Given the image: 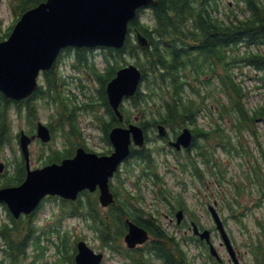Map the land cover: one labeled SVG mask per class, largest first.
Masks as SVG:
<instances>
[{
    "label": "trees",
    "instance_id": "obj_1",
    "mask_svg": "<svg viewBox=\"0 0 264 264\" xmlns=\"http://www.w3.org/2000/svg\"><path fill=\"white\" fill-rule=\"evenodd\" d=\"M43 1L45 0H7L12 22L5 31H2L0 26V41L10 35L15 22L25 11ZM239 1L246 3L252 11L251 15L239 18L235 14L233 17L222 19L218 15L219 7L216 0H157V4L152 8L151 22H143L138 13L129 23V33L124 46L105 48V63L102 71L97 69L96 63L90 60L89 48H76V66L95 71L94 75L100 85L98 95L95 98L91 97L83 108L93 110L96 107L105 106V110L111 114L110 120L101 119L108 141L109 130L115 124H119V120L109 105L106 84L116 75L117 70L124 66L123 61L126 55L132 56L142 70V83L138 91L134 96L128 97L125 100L127 102L121 106L125 123L138 120L147 135V145L142 148H133L126 160L128 164L140 166V172L133 187L126 188L125 181L134 169L127 166L125 174L123 170H119L117 175L119 184L114 186V192L119 196V200L112 205L111 213L107 216L100 215L98 200L92 194H84L85 197L80 196L76 202L72 203L63 200L66 206L70 205L65 210L71 209V214L81 213L90 221L91 227L100 234L105 245L129 255L128 250L120 246V241L126 233L128 217L139 218V223L152 230L154 220L141 216L146 212V209L140 205V200L143 199L140 186L143 182L150 180L155 188L159 186L158 194L164 198H170L173 195L164 187L159 170L156 153L160 152V148L158 145L154 148L149 144L150 131L155 130L159 124L166 125L174 134L179 133L183 127L193 125L195 149L189 150L186 154L176 153V166L180 167L181 171L189 170L199 180L205 181L207 173L203 167L206 165L210 167L212 174H215L217 185L225 182L222 170H218V164L214 163L212 158L215 149L227 147L229 142L226 138L229 136L220 125L216 128L198 125L201 111L206 107L212 110V106L205 102V99L212 94L211 78L219 76L225 90L228 89L230 101L222 104L221 117L231 114L237 116V122H234L235 127L239 130L247 127L252 131H255V121L264 119V104L254 110L246 108L242 101L243 89L230 70V67L239 61L264 69V6L259 5L258 0ZM135 31L146 35L148 38L146 46L139 45L132 38L131 35ZM241 45L249 48L256 47L257 50L245 49L241 54L237 51ZM218 67L223 68V74L218 71ZM44 75V84L26 99L55 100L62 113H59L55 119L53 129L62 130L70 146V148L56 149L49 159L59 161L69 157L74 154L78 146L89 150L79 128L77 107L72 105L73 100L65 91V82L58 72V63H54ZM205 75H209L210 78L200 82L201 77ZM200 83L207 86L205 92L202 91ZM20 101L13 100L0 91V102L7 109L0 123V143L7 141L13 149L15 148L12 147V141L16 138L13 134V118L19 112ZM29 109L28 120L31 123L35 111L33 107ZM199 137H203L205 143L200 142ZM18 162L22 176L19 179L14 176L9 177L8 186L17 185L26 176L24 164L22 161ZM252 180L258 182L257 191L264 201V179L258 176ZM241 192L239 189L238 193ZM9 215L12 226L6 224L0 231L1 238L6 244L0 264H33L28 263L26 259L30 240L34 237L36 230L34 222L36 215L33 217L31 214L25 215L19 219ZM155 234L163 239V242L155 243V251L165 259L167 264H189L187 252L179 244L173 243L169 234L161 230ZM67 244L65 240L64 246L66 247ZM263 250L264 218H260L254 249H252L257 264H264L261 259ZM137 259L139 262L144 261L141 254L137 255ZM61 262L62 259H59L56 264Z\"/></svg>",
    "mask_w": 264,
    "mask_h": 264
},
{
    "label": "water",
    "instance_id": "obj_2",
    "mask_svg": "<svg viewBox=\"0 0 264 264\" xmlns=\"http://www.w3.org/2000/svg\"><path fill=\"white\" fill-rule=\"evenodd\" d=\"M156 4L157 0H45L28 9L16 22L9 37L0 41V91L13 100L29 97L38 88L40 73L54 65L65 47H123L129 23L136 17L138 9ZM137 40L141 46L148 44V38L142 33L138 34ZM141 80L140 67L129 63L118 69L107 83L110 105L120 121L124 120L120 110L124 98L136 94ZM158 129L160 135L166 134L165 125L160 124ZM36 137L44 142L50 141V128L40 122L36 135L21 133L20 144L27 160L26 178L19 185L0 188V201L8 205L16 218L22 213H31L46 195L75 200L81 191H94L98 187L100 201L107 206L114 201L110 177L130 155L132 145L142 147L146 140L141 125H118L109 133L114 147L111 154L99 155L80 146L74 157L31 169L29 144ZM192 139V132L186 127L171 144L178 149L188 148ZM0 169L3 170V165ZM127 221L129 232L125 240L128 246L135 247L146 241L147 231L130 219ZM219 227L222 229L220 224ZM222 232L233 261L240 264L224 229ZM200 235L209 241L208 231ZM211 252L219 256L213 246ZM102 257L85 242L79 243L76 264H99Z\"/></svg>",
    "mask_w": 264,
    "mask_h": 264
},
{
    "label": "rangeland",
    "instance_id": "obj_3",
    "mask_svg": "<svg viewBox=\"0 0 264 264\" xmlns=\"http://www.w3.org/2000/svg\"><path fill=\"white\" fill-rule=\"evenodd\" d=\"M218 3L219 11L218 15L224 19L233 17L235 14L239 16V18H245L248 15L252 14L250 8L246 5L245 2L239 0H216ZM257 3L259 5L264 6V0H258ZM151 10L146 9L144 12L140 14V18L142 21L151 22ZM12 16L9 11L7 0H2L0 3V26L1 30L5 31L6 28L11 24ZM88 49V48H87ZM92 49V48H90ZM245 49L257 50L256 47H247L245 45H241V48L237 49L238 52L243 54ZM89 52V51H88ZM91 57L96 60L99 64L98 68H102L105 50L104 48L92 49ZM89 54V53H88ZM77 59V51L74 49L66 50L62 55V59L60 62V71L65 76V91L73 100L72 105H82L83 103L89 100V96L97 95V90L99 91L100 85L92 80L90 74L94 75L95 71L90 70L89 73L84 70L79 71L76 67L73 66L74 58ZM129 62H134V58L130 55L125 56V60L123 61L124 65ZM231 73L233 74L234 79L240 83L244 96L242 97V101L244 102L246 108L249 110H254L264 104V81L261 79V76L264 75V70L259 69L253 65H247L244 61H239L234 64V66L230 67ZM218 71L220 73H224L222 67H218ZM209 75L201 77V82L205 79L210 78ZM84 87L80 86V81ZM212 94L209 95L205 102H208L212 106V110L207 107L204 108L199 117H198V125L210 128H216L219 125L221 128L225 130V133L229 136L226 140L229 142L226 148L218 147L215 149L213 153L214 162L218 164V170H222L223 177L228 179V182L225 186H218L216 184V179L207 177L206 181H208L209 186L200 185V181L198 179H194L191 174H188L186 180L188 181V186L184 190L178 184V178L181 177L180 173L176 170L175 155L171 152V148L168 146L167 141L161 138L157 130L150 131L151 140L149 144L154 146V148L159 145L164 147L162 152L157 154V157L160 161L159 167L163 173L165 181L168 183V187L171 188L175 192L183 191V195L185 198L189 196L191 200V204L193 202L192 196L195 194H200L201 191H205L206 193H211V191L215 192L216 196L218 194H222L224 190L227 192L230 191V188L233 187V183H237L240 185L246 186L247 195L244 197L245 201L250 200V203H253L252 197L256 196L257 187L256 184L258 182L250 180L251 178H256V173L261 179H264V119H260L255 121V131L244 127L242 130H239L235 127L234 122H237V116L224 115L221 117L222 104L225 102H229L230 98L228 96V89L225 90L224 85L222 84V80L219 76H215L210 79ZM40 78V82H41ZM43 82V81H42ZM68 84V86H66ZM202 88V91L205 92L207 86L204 83L199 84ZM97 88V89H96ZM76 96L75 101L74 97ZM127 101H125L126 103ZM92 114V113H91ZM87 111H79L78 113V124L84 141L87 146L96 152H101L105 149L111 148L112 145L101 139L102 133L95 128L91 124V120H96L94 115H91ZM48 111L47 108H44L42 112V119H48ZM13 134L18 133L21 128L26 129L27 123L22 119L14 116L13 118ZM190 127H194L190 125ZM62 134V135H61ZM170 138H173V133L170 134ZM14 140V139H13ZM200 142H205L203 137H199ZM64 138V132L62 130H58L55 133V138L50 143V146L54 148L61 147L68 143ZM12 147L6 146V154L3 156V161L6 160L7 165L5 166V170L8 171V176L18 177V179L22 176V171L19 170V162L18 158H21V152L19 148L18 138L15 141H12ZM69 144V143H68ZM48 146L44 151V155L42 160L45 157H48ZM32 148V167L41 166L38 165L42 163L41 159H39V153L41 151V146L38 144H33ZM168 161L170 164H167ZM133 168L134 164L125 162L122 165L121 170L126 171L125 167ZM14 172V174H13ZM137 174H139V170L135 169V173L126 177V188H131L132 182L136 179ZM208 175V174H207ZM211 178V179H210ZM194 182H193V181ZM115 185L119 184V181L116 180ZM147 185V184H146ZM208 187H211V191L208 190ZM209 191V192H208ZM147 189L145 190V197L147 199V203L145 206H149L151 203V195ZM249 203V204H250ZM61 202L56 200H48L43 205L40 210L37 218L36 224L41 226V229L38 231L40 234H44L43 232H47V234L51 237L50 242L48 243L47 252L45 256V261L52 263L56 258H58V247L55 244L56 240H59V235L61 233L56 232V229H63L65 232L70 234L71 240H75L77 237L85 236L88 237V242L95 249L99 250L101 247V243L95 238L94 234L91 230H89L88 223L82 216H69L63 215L59 216ZM63 205V204H62ZM228 213V211H226ZM264 215V206H259L254 208L252 205L251 209H248V217L243 219V221H237L233 223L230 222V226L232 227V231L234 233V238L237 243L242 244L243 242L250 240V233L257 234L256 228V220L257 216ZM7 212L5 209L0 206V227L3 222L8 221ZM57 223V224H56ZM56 224V225H54ZM54 225V226H52ZM62 245L64 244V238H62ZM218 242V240H217ZM44 244L42 242L39 243L37 240L32 242L33 249L30 251V257L28 258V263L35 264L37 259H41L44 253ZM1 245V239H0ZM63 247V246H62ZM74 243L69 241V243L62 249V264H73L74 259ZM222 254L228 258L229 255L225 252L224 248L222 249ZM241 251L243 257L248 262H254V255L249 251L246 253L245 248L241 247ZM109 254L107 256V261L105 264H121L122 258L119 256L113 255L111 251L106 250ZM2 253L0 251V260L2 259Z\"/></svg>",
    "mask_w": 264,
    "mask_h": 264
},
{
    "label": "flooded vegetation",
    "instance_id": "obj_4",
    "mask_svg": "<svg viewBox=\"0 0 264 264\" xmlns=\"http://www.w3.org/2000/svg\"><path fill=\"white\" fill-rule=\"evenodd\" d=\"M30 106L34 108L35 114L32 117L33 122L31 121V123L28 124L27 122L29 121L28 116L30 115L29 114V111H30L29 108H31ZM58 107L59 105L58 104L56 105V102L53 99L37 98V99L21 100L18 116L24 122H26L27 120L26 122L27 127L26 129H24V131L28 133L29 135L36 134L38 122L42 119V112L44 108H47L49 115H48V119L46 120L42 119V120L44 121V123H46L51 128V130H53L52 125L55 122V118L57 119L58 114L62 113ZM77 109L79 111H83V105L78 106ZM6 113H7V109L5 108V105H3L2 102H0V123L2 121L3 116H5ZM88 113L90 114L92 113L94 115V118L96 119H97V115L106 117L109 120L111 118V114L105 110L104 105L96 107L94 108L92 112H88ZM52 121H53V124H51ZM109 123L111 124V122ZM91 124L95 125L98 128V130L102 133L101 139L103 141L109 142L108 140H106L105 132L103 131V127H104L103 124L100 122V124L98 125L94 119L91 120ZM116 125H119V124H115L114 126ZM114 126H112V128ZM192 133L194 136L195 135L194 132ZM178 134L174 135L173 138H170V136L167 134L166 136L163 137V139L167 141V144L168 142L170 144L171 139H176ZM33 144H38L39 146H41V151L39 153V159H41V161L43 162L39 163L38 165L43 166V165H47L49 163L57 161L54 159L52 160L49 159V156L52 154V152H54L53 149L55 148L53 146H50V143L49 144L42 143L41 139H38V138L35 139L30 144L31 159L33 156L32 154L33 151H32L31 146ZM169 144L168 146H170ZM6 146H8L7 141H3L0 143V164L3 163L4 166L7 165L6 160L3 161V156L6 154L5 152ZM48 146H50V149H48V153H47L48 157H45V159L42 160L44 151L45 149L48 148ZM189 149L182 148L179 150L177 149L175 150L182 154V153H186ZM112 150L113 148L111 147L99 153L100 154H110ZM74 155H75V152L73 155L69 157H72ZM20 159L25 167V159L23 155L21 156ZM61 160L57 162H60ZM205 167H208V166L205 165ZM117 175L118 173H116L115 178L112 179L114 182L117 179ZM8 179H9L8 171L4 169L3 172H0V187L8 186L7 184ZM112 180H111V184H112V189L114 190L115 183H113ZM208 190L211 191V187H208ZM234 191L235 190L233 188H230V193ZM83 194L85 195L92 194L94 197L97 198V200H99V190L98 189L94 192L85 190L83 191ZM184 198H185L184 195L183 196H173L171 198H163L162 196H159L157 194L156 195L153 194L151 196L152 202L149 205V210H146V212H144V214H141V216L145 219L154 220V225L152 226L153 231L150 228H147L146 226L139 223V220H138L139 218L137 217L135 219L131 218V220L134 223H136L139 227H142L148 232L149 239L144 243L138 244L134 248H127L126 245H123L128 250L129 255L127 256L125 254H121L122 252L117 253V256L122 258L121 264H167L165 259L155 251V248H156L155 243L163 242V239L160 236L155 234L158 230L163 231L165 234H169V237L172 238L173 243L179 244L187 252L189 264H233L230 257L225 258L223 255H222V259L215 258L217 260L216 262V260L213 259V256L210 253L209 244L205 240L201 239L199 236V234L203 232L204 230H209L210 235L211 237H213L214 243L216 244L218 249L220 251H221L220 248L222 249L224 248L226 250V247L222 242L221 234L216 224L214 212L211 210L212 206H215L216 210L218 211L220 218L223 221V224L229 234L232 244L234 245L242 263L243 264H257L253 262L250 263L247 260H245L243 256H241V247L245 248L246 253L251 251L252 239L250 238L249 241L243 242L242 244L237 243L234 238L232 227L230 226V222L233 223L234 221L237 223L236 219H238V216L248 215L249 208H248L247 202L244 199L239 198L237 195H234V194L216 196L215 192L213 191H211V193L209 192L205 194L193 195L192 204H191V200L189 196H187L185 199ZM56 199L58 202L62 203L61 201L62 198L58 196H46L41 202L40 206L36 209V211H34L31 214L32 217L35 215L37 216L39 214L45 202H47L48 200H56ZM118 200H119V196L116 195V201L114 203H111L110 205L106 207L102 206L100 210V215L107 216V214H110L111 213L110 208L112 207V205H115V203ZM0 206H2L5 209V211L7 212L8 218H9V214L11 213L9 209L7 208L8 206L5 203H1V202H0ZM62 207L60 208V213H62V215L63 214L68 215L69 211L63 210ZM179 211L181 212L179 213ZM226 211H228V213H226ZM128 229H129V225H127L126 233L128 232ZM89 230L92 231V228L89 227ZM92 233L94 234L95 238L101 243V247L97 251L104 252L108 250V247L104 246V243L100 235L97 233H94L93 231ZM66 239L68 240V237H66ZM84 239L88 241V237L87 238L85 237ZM50 240H51L50 236H47L45 239L43 238V243H46L47 245L44 248L45 252L43 253V256L41 259H44L46 256L47 247H48V243L50 242ZM217 240H218V244H217ZM4 249L5 247L1 249V253H2V250L4 251ZM138 254H141L144 261L139 262V260L137 259ZM107 256H109L108 253L105 254L106 259H104V261L101 264H105V262L107 261ZM39 264H45V263H39Z\"/></svg>",
    "mask_w": 264,
    "mask_h": 264
}]
</instances>
